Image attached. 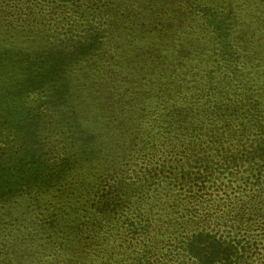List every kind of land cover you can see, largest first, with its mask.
<instances>
[{
	"label": "trees",
	"instance_id": "obj_1",
	"mask_svg": "<svg viewBox=\"0 0 264 264\" xmlns=\"http://www.w3.org/2000/svg\"><path fill=\"white\" fill-rule=\"evenodd\" d=\"M226 18L225 13L219 16L221 21ZM101 37L0 53V133L9 132L0 152V202L22 190L47 191L75 167L102 156L101 150H94L100 145L98 136L79 123L73 128V118L70 130L76 134L71 144L76 150L66 149L54 162L44 142L47 123L41 114L43 106L68 104L65 69L98 50ZM255 46L228 43L222 48L221 66L227 72L220 76L226 85L220 95L190 97L184 94V84L179 85L182 102L178 115H172L178 116V132L167 130L170 144L150 131L152 126L157 129L165 109L145 125L143 118L148 116L140 114L143 122L120 146L119 169L108 184L87 192L81 210L87 221L80 228L64 225L77 211L75 203L63 204L55 208L58 212L32 222L37 233L29 239L45 241L44 247L49 239L55 241L46 253L38 250L28 263L6 251L0 264H47L51 254L60 258L57 264H166L168 258L177 264H249L258 251L255 245L264 243V235H257L264 232V46L252 53ZM218 63L217 58L201 60L188 76L199 75L200 65H205L204 69L212 68L207 73L212 82ZM175 82L168 81L169 89L164 88L160 98L167 93L168 100L176 99L171 90ZM47 88L53 94L45 103H32V96ZM64 227L66 241L64 232L54 237Z\"/></svg>",
	"mask_w": 264,
	"mask_h": 264
},
{
	"label": "rangeland",
	"instance_id": "obj_2",
	"mask_svg": "<svg viewBox=\"0 0 264 264\" xmlns=\"http://www.w3.org/2000/svg\"><path fill=\"white\" fill-rule=\"evenodd\" d=\"M223 13L225 18L233 15L221 21ZM96 34L102 35L100 48L65 69V72L69 69L68 104L43 106L41 114L43 123H47L44 142L54 162L66 149L76 150L71 144V135L76 134L70 130L73 118V128L79 123L90 129L92 136H98L100 145L94 150H101L102 156L98 161L75 167L66 180L47 191L31 189L28 194V190H22L7 202H0L2 257L11 251L16 259H27L29 263V257L38 250L46 253L54 245V239L47 241L49 246H42L46 242L34 239L37 232L31 227L32 222L58 212L55 208L63 204L68 207V203H75L73 208L77 211L67 217L64 225L77 224L80 228L87 221L81 212L87 192L91 194L108 184L121 164L120 146L126 144L140 120H144L142 125L148 120L153 123L154 114L165 109L166 114L158 116L161 122L157 121V129L152 126L150 131L170 144L167 130L178 132V116L172 115H178V102H182L178 100L179 85L184 84V94L190 97L191 93L202 97L215 96V92L220 95L218 91L226 87L220 76L224 78L227 72L221 66L222 48L228 43L236 47L242 44L245 48L256 45L254 53L264 46L261 47L264 0H0V53L14 48L32 52L65 40L68 43L88 40ZM66 42L64 46H68ZM213 58L219 60V66H213L217 77L212 82L207 74L212 68L204 69L205 65H200L199 75L188 76L194 72L193 65ZM185 77L188 80L181 82ZM171 79L178 84L171 88L177 93L176 99L168 100L167 93L164 99L160 98L163 89H169ZM219 81L222 84L212 88ZM51 94L52 89L47 88L33 95L32 103H45ZM189 104L190 100L184 103ZM144 113L148 117L139 119ZM5 135H9L7 129L0 133V152L7 146ZM81 181L86 185H81ZM65 231L64 227L54 237L62 232L67 234ZM262 234L263 231L257 232L258 239ZM28 235L34 238L29 239ZM67 237L68 234L63 241ZM263 246L264 243L262 247L255 245L258 251L249 264H264ZM59 259L51 254L47 264H57ZM168 259L166 264H177Z\"/></svg>",
	"mask_w": 264,
	"mask_h": 264
}]
</instances>
